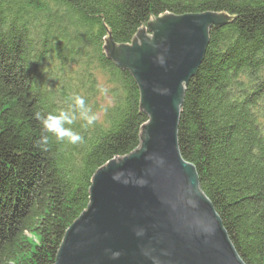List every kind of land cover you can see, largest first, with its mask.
<instances>
[{
    "label": "trees",
    "instance_id": "16d2710c",
    "mask_svg": "<svg viewBox=\"0 0 264 264\" xmlns=\"http://www.w3.org/2000/svg\"><path fill=\"white\" fill-rule=\"evenodd\" d=\"M189 12L226 21L186 84L180 153L242 260L264 264V0H0V264L55 262L95 173L138 149L149 120L121 47ZM61 111L81 142L36 118Z\"/></svg>",
    "mask_w": 264,
    "mask_h": 264
},
{
    "label": "water",
    "instance_id": "95a60500",
    "mask_svg": "<svg viewBox=\"0 0 264 264\" xmlns=\"http://www.w3.org/2000/svg\"><path fill=\"white\" fill-rule=\"evenodd\" d=\"M212 12L164 15L122 46L148 115L141 145L100 168L90 203L67 229L53 264H246L195 166L184 160L178 126L186 84L204 60Z\"/></svg>",
    "mask_w": 264,
    "mask_h": 264
},
{
    "label": "clouds",
    "instance_id": "9594fccd",
    "mask_svg": "<svg viewBox=\"0 0 264 264\" xmlns=\"http://www.w3.org/2000/svg\"><path fill=\"white\" fill-rule=\"evenodd\" d=\"M75 107L81 110V114L87 125L94 123L96 116L94 114L89 115L91 110L86 107L85 100L82 96L75 97ZM36 118L41 120L46 131L54 133L58 140L67 138L70 143L75 144L81 142L83 139L79 133L74 132L69 127H65V125H71L74 122V116L66 111H61L58 114H49L46 117L41 116L40 113H36ZM47 142L48 138L44 136L38 141V144L46 145Z\"/></svg>",
    "mask_w": 264,
    "mask_h": 264
}]
</instances>
